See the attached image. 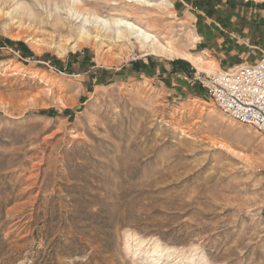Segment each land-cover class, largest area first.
<instances>
[{"label": "rangeland", "instance_id": "rangeland-1", "mask_svg": "<svg viewBox=\"0 0 264 264\" xmlns=\"http://www.w3.org/2000/svg\"><path fill=\"white\" fill-rule=\"evenodd\" d=\"M17 1L0 0V264H264V136L218 108L181 57L108 36L72 48L36 3L49 0H24L46 23ZM167 1L88 7L191 54L226 56L206 37L229 36L228 23L264 48L262 0ZM249 50L234 60L253 63Z\"/></svg>", "mask_w": 264, "mask_h": 264}, {"label": "bare ground", "instance_id": "bare-ground-1", "mask_svg": "<svg viewBox=\"0 0 264 264\" xmlns=\"http://www.w3.org/2000/svg\"><path fill=\"white\" fill-rule=\"evenodd\" d=\"M126 1L132 4L138 3L144 5H151L153 2H151V0ZM156 1L159 5H168L167 0ZM36 3H38V5L44 10L48 9L46 10V15L48 17H46L50 18V20L52 21V23L50 24H52L53 26L66 25L68 31L75 34L76 39H74L76 41L74 42L72 48H74L75 46H82V44L94 43L95 45V42L97 41V44L98 41L101 40L102 36H108L116 43L118 42L120 44L126 45L131 44V47H133L132 45L136 43L135 46L137 45L139 49L145 51V54H163L168 57H181L184 59L186 58L195 66L196 70L199 72L213 73L214 69H216L217 67L215 60L209 55L208 52L203 51L201 52L200 56H193L183 48V46H185L183 45L184 43H181L180 41L178 42L175 39V37L177 36H175L174 38L172 36H164L165 40L162 41L159 36L152 32L153 30H150L152 25H150L149 23L142 25L139 22L130 20L128 17H118L111 19L100 17L97 13L96 8L88 7V5L92 3L91 0H49L47 1V6H43L40 1ZM16 8L21 15H28V17L31 18L32 21H36L38 19L40 23H46L45 19L40 17L42 16L40 15L41 13H39V11H34L31 3L27 5L26 1L22 0L21 2L20 0H18L16 2ZM124 13L129 14V12L127 11H124ZM8 14L10 15L11 13ZM74 34L72 35L74 36ZM17 36H15V38H17ZM186 39L196 41L197 37L193 33H189V36H187Z\"/></svg>", "mask_w": 264, "mask_h": 264}, {"label": "built area", "instance_id": "built-area-1", "mask_svg": "<svg viewBox=\"0 0 264 264\" xmlns=\"http://www.w3.org/2000/svg\"><path fill=\"white\" fill-rule=\"evenodd\" d=\"M193 81L233 120L264 136V48L253 63L209 74L199 72Z\"/></svg>", "mask_w": 264, "mask_h": 264}, {"label": "crops", "instance_id": "crops-1", "mask_svg": "<svg viewBox=\"0 0 264 264\" xmlns=\"http://www.w3.org/2000/svg\"><path fill=\"white\" fill-rule=\"evenodd\" d=\"M248 3V1H246V3H244L245 5ZM260 3V2H259ZM258 3V1L256 2V3H253V5H260V6H262L263 4H259ZM258 11H260L259 9H258ZM239 15H245V13L243 14V13H239ZM251 15V14H250ZM232 17H233V19L235 18L233 15H232ZM251 17V16H250ZM252 18H249V19H247V20H245V21H241V25H245L246 23H248L250 20H251ZM256 22H258V21H256ZM251 24H253V26H255V24L256 23H251ZM218 25V27L219 28H217V30L218 29H221L222 30V28L219 26V24H217ZM228 25L229 26H231L232 27V30L229 32V36H223L224 35V33H221V31L219 30L218 32L217 31H212L214 34H215V36L213 35H211V36H207L206 38L207 39H210V40H216L221 46L223 45L224 47H225V49H226V56L228 57V59H230L231 60V62H229L228 64H233L232 66H235V65H238V64H242V62L241 63H239V62H236V60H234L235 58H233V56L234 55H236V56H238V57H242V55L243 54H245L246 56L247 55H249L250 54V48H259V50L261 49V47H258V46H261V42H258L257 44H258V46H256L255 44H254V42L253 41H256V40H258L259 38H258V36H245L244 35V33H241V31L240 32H238V29H241V27L240 26H236V25H234L233 23H228ZM237 28V29H236ZM254 28H256V27H254ZM264 29V27H259L258 29H256V30H258V31H262ZM239 33V34H238ZM238 34V35H237ZM195 35V34H194ZM196 36V35H195ZM197 37V36H196ZM261 39H263V36L261 37ZM224 41H226L225 43H224ZM210 42V41H209ZM238 43V44H236V43ZM194 43H200V38H198L197 37V39H196V41L194 42ZM264 43V42H263ZM214 45L213 44H211V48L213 47ZM215 47H217V46H215ZM203 51H206V52H208L209 53V49L206 47V48H204V49H202L201 51H199V52H197V53H194V54H192L193 56H200L201 55V52H203ZM223 52V51H222ZM190 53V52H189ZM191 54V53H190ZM223 54V53H222ZM222 54H217L216 56H214V55H211V53H209V55L215 60V62H216V64H217V67H220V65H221V63H222V59L223 58H226V56H224V55H222ZM244 55V56H245ZM180 58V57H179ZM181 59H184V58H181ZM243 59V58H242ZM184 60H186V61H188V62H190L188 59H184ZM191 63V62H190ZM192 64V63H191ZM228 64H227V66H224V68L225 69H228V68H231V66H228ZM193 65V64H192ZM194 66V65H193ZM195 67V66H194ZM176 72H177V70H176ZM175 71L173 72V75H176L177 73H176ZM199 72L197 71V73H195L194 74V76L196 75V74H198ZM157 75V74H156ZM162 76H164V75H162ZM167 80V79H166ZM195 83V82H194Z\"/></svg>", "mask_w": 264, "mask_h": 264}]
</instances>
